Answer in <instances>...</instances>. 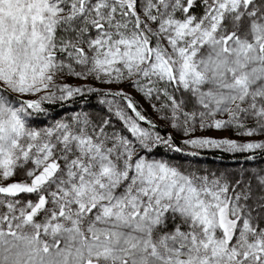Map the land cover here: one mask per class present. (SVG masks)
<instances>
[{
	"label": "snow or ice",
	"instance_id": "6c2138e0",
	"mask_svg": "<svg viewBox=\"0 0 264 264\" xmlns=\"http://www.w3.org/2000/svg\"><path fill=\"white\" fill-rule=\"evenodd\" d=\"M72 78L159 102L185 145L264 151V0H0V264H264V170L149 159L183 149L122 88L102 95L131 138L79 114L32 127L99 91Z\"/></svg>",
	"mask_w": 264,
	"mask_h": 264
},
{
	"label": "trees",
	"instance_id": "16d2710c",
	"mask_svg": "<svg viewBox=\"0 0 264 264\" xmlns=\"http://www.w3.org/2000/svg\"><path fill=\"white\" fill-rule=\"evenodd\" d=\"M200 9L196 10L198 14ZM107 90H100L97 92H85L83 95L74 96L66 101H57L55 103H45V108L47 109L46 114H42L38 117H35L33 121L36 125V121L40 123H45L48 118H63L62 115L65 113L71 114L77 112V114H89L93 111H97L95 115L98 117H90L93 122L99 123L108 120L109 110L106 111V107L101 105L100 101L107 99L111 96L102 95L103 92ZM113 98V97H112ZM119 100V98H117ZM138 107V106H137ZM139 110V109H138ZM141 111V110H140ZM142 112V111H141ZM143 114V113H142ZM145 115V114H143ZM147 116V115H146ZM66 117V116H65ZM100 120V121H99ZM118 121V120H117ZM117 124V123H116ZM110 124L108 131L110 133L116 130L117 133L122 134L131 138L128 132L125 131V126ZM140 124L146 129L158 132L162 137L167 139L170 135V130L163 127L151 128L149 124L145 122H140ZM40 125V124H38ZM127 129V128H126ZM176 146H179L183 149L182 152H175L168 149L164 145H160L155 149V152L163 155L162 157L166 160L175 161L177 164H180L184 160L191 162L190 167L196 166L201 167L202 174H233L240 175L244 171L252 172L258 170H264V151L257 150L256 152H230L223 149H203L197 148L192 149L188 146H185L184 143H181L179 140L174 139ZM195 153V154H193ZM248 157H253L248 159ZM173 161V162H174ZM196 170H199L196 168Z\"/></svg>",
	"mask_w": 264,
	"mask_h": 264
},
{
	"label": "rangeland",
	"instance_id": "374dc122",
	"mask_svg": "<svg viewBox=\"0 0 264 264\" xmlns=\"http://www.w3.org/2000/svg\"><path fill=\"white\" fill-rule=\"evenodd\" d=\"M69 84H71L72 86H85V87H93V88H97L99 91L100 90H108L109 87H111V90L113 92L120 90L121 88L123 89V91L127 94H129L132 99L135 101V103L138 106V109L142 111L143 114H145V117L147 119V121H151L155 126L157 127H163V128H167L168 130H170V135L176 139L179 140L181 143H183V141L189 137H186L185 134L177 129L172 128L163 118V113L159 112L158 109H155L153 107H151L152 103H159L156 101H149L147 99H145L142 94L138 93L134 88L127 86L126 84H121L119 87H117L116 85H112V86H108V85H102L99 81H82V80H77L75 78H72L68 81ZM88 93V92H87ZM112 97H109L107 99H103L102 101H100L101 105H104V107H106V111L109 110V118L108 120L110 121V124H116V125H120V124H124V122L122 120H120L116 115H115V111H116V107L117 106H122L125 107V114L127 115H134L130 112V110L126 109V105L123 104L122 102H120L118 99H116V102L114 104H109L107 101L112 100ZM111 109V110H110ZM97 113V111H93L90 113L91 116H88L87 114H85V112L82 114H79L81 116L86 115L89 120L92 121V119L90 117H94V115ZM75 115H77V112H75L74 114H68L65 113L63 116V118H48L47 121L45 123H40L38 121H36V125L33 126V124L35 123V121H32V127L37 128V129H42V128H46L49 127L53 124H55L57 121H70ZM147 115V116H146ZM66 116V117H65ZM95 117H98L97 115H95ZM118 120V121H117ZM100 121V120H99ZM40 124V125H38ZM111 126V125H110ZM141 127H143L140 124ZM126 127V126H125ZM145 128V127H144ZM115 133L116 130H113ZM125 131H127V129L125 128ZM113 133V132H112ZM129 133V132H128ZM129 135L131 136V134L129 133ZM194 137H209V138H216V139H221V138H229V139H234L240 142H244V140L246 138L244 137H240L237 136L234 132H227V131H216V130H200L199 128L197 129V131L195 133L192 134ZM185 145V144H184ZM188 146L192 149H197V148H193L189 145H185ZM203 149H215V148H211V147H205ZM217 149H223L224 148H217ZM163 155H160L158 153L155 152V150L152 152L151 156L148 157L149 159H153V160H164L166 162H168L169 164L172 165H176L182 169L188 170V171H193V172H198L200 174H202L203 172L201 171V167H196V166H192L190 167L189 165H191L192 163L189 161L184 160L183 162H181L180 164H177V162L170 161V160H166L162 157ZM196 168H198L199 170H196ZM212 174V173H210ZM19 179V177H18Z\"/></svg>",
	"mask_w": 264,
	"mask_h": 264
}]
</instances>
